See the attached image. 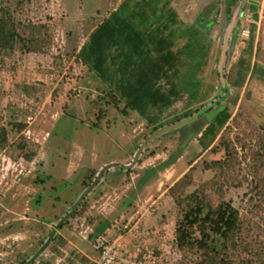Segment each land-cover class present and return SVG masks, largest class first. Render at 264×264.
Here are the masks:
<instances>
[{
    "label": "rangeland",
    "instance_id": "obj_1",
    "mask_svg": "<svg viewBox=\"0 0 264 264\" xmlns=\"http://www.w3.org/2000/svg\"><path fill=\"white\" fill-rule=\"evenodd\" d=\"M126 1L0 0V264H96L104 247L116 264H264V0H161L210 42L198 87L145 114L126 108L112 60L105 81L80 55ZM222 61L225 127L203 125L211 113L156 136L224 94ZM222 204L238 211L231 242L178 244L189 209Z\"/></svg>",
    "mask_w": 264,
    "mask_h": 264
},
{
    "label": "trees",
    "instance_id": "obj_2",
    "mask_svg": "<svg viewBox=\"0 0 264 264\" xmlns=\"http://www.w3.org/2000/svg\"><path fill=\"white\" fill-rule=\"evenodd\" d=\"M130 1L134 2L132 6ZM160 3L161 0L124 2L110 19L94 31L80 53L105 81L112 80L108 78V63L112 60L115 72L120 76L118 90L121 99L126 108L140 114H145L151 107L163 111L184 93L196 89L200 83L197 75L208 54L210 41L206 35L196 27L185 30L177 27L179 21L175 11L169 9L163 14L158 8ZM228 4H233V0H228ZM4 29L5 23H0V32ZM184 38L188 39L187 43L175 50L177 40ZM185 66L188 71L183 73ZM223 69L222 61L220 77L224 94L218 100L190 113L182 121L156 129L155 135L185 130L211 113V122L203 125L225 127L231 115L227 107L222 106L230 97ZM192 96L195 100V90ZM206 210V207L198 205L187 211L177 231L181 247L197 245L202 250H215L216 236L220 241L231 242L239 226L238 211L230 204H222L217 210ZM196 227L202 235L200 241L193 238ZM34 261L32 259L26 264ZM200 264L233 263L229 260H209Z\"/></svg>",
    "mask_w": 264,
    "mask_h": 264
},
{
    "label": "water",
    "instance_id": "obj_3",
    "mask_svg": "<svg viewBox=\"0 0 264 264\" xmlns=\"http://www.w3.org/2000/svg\"><path fill=\"white\" fill-rule=\"evenodd\" d=\"M109 170L108 167H105L101 173L98 175L97 179L94 181V183L92 184V186L90 188H88L79 198L78 202L76 203V205L74 206L73 210L66 215L57 225L56 227V231L59 230L68 220H70V218L77 212V210L80 208L82 202L84 201V199L89 195V193L96 187V185L100 182V180L102 179L103 175L105 174V172ZM54 231V233L56 232Z\"/></svg>",
    "mask_w": 264,
    "mask_h": 264
},
{
    "label": "built area",
    "instance_id": "obj_4",
    "mask_svg": "<svg viewBox=\"0 0 264 264\" xmlns=\"http://www.w3.org/2000/svg\"><path fill=\"white\" fill-rule=\"evenodd\" d=\"M118 260L116 247H104L96 264H116Z\"/></svg>",
    "mask_w": 264,
    "mask_h": 264
},
{
    "label": "crops",
    "instance_id": "obj_5",
    "mask_svg": "<svg viewBox=\"0 0 264 264\" xmlns=\"http://www.w3.org/2000/svg\"><path fill=\"white\" fill-rule=\"evenodd\" d=\"M245 2H242V4L240 5V7L238 8V10L239 11H237L236 13L238 14L239 12H242V9H243V7H244V4ZM236 18H237V16L236 15H234L233 17H232V23H231V25L229 26L230 28H229V30H228V33H227V36H226V39H228V36L230 35V32H231V30H232V27L234 26L233 24H234V21L236 20ZM227 41V40H226Z\"/></svg>",
    "mask_w": 264,
    "mask_h": 264
}]
</instances>
